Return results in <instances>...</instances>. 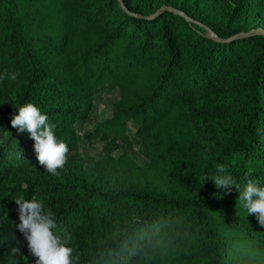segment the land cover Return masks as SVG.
I'll return each instance as SVG.
<instances>
[{"label": "trees", "instance_id": "obj_1", "mask_svg": "<svg viewBox=\"0 0 264 264\" xmlns=\"http://www.w3.org/2000/svg\"><path fill=\"white\" fill-rule=\"evenodd\" d=\"M119 1L0 0V264L38 259L15 228L18 197L43 199L73 264H264V225L239 199L248 180L264 186V35L236 37L254 17L264 26V0ZM110 90L99 119L92 97ZM28 103L67 160L77 122L102 156L22 179L44 169L11 126ZM128 124L146 163L130 157ZM218 164L237 186L203 180Z\"/></svg>", "mask_w": 264, "mask_h": 264}, {"label": "clouds", "instance_id": "obj_2", "mask_svg": "<svg viewBox=\"0 0 264 264\" xmlns=\"http://www.w3.org/2000/svg\"><path fill=\"white\" fill-rule=\"evenodd\" d=\"M16 79V74L12 75ZM47 115L31 103L18 109L13 115L11 126L18 134L25 131L34 140V150L38 163L45 171L57 174V168H63L67 162L69 151L65 142H57L54 134L55 125L48 122ZM257 134L260 130L257 129ZM215 175H205L203 180H212L217 188L230 190V186H237L236 180L227 172L224 164L216 166ZM222 174V175H220ZM239 199L243 202L248 213H258V222L264 225V186L257 180H248ZM18 205L20 223L15 228L28 241L29 251L38 259L35 264H73V248L69 246L70 237H61L53 229L57 228L55 214L46 209L43 202L33 197L26 200L18 197L14 200ZM13 254L22 255L19 247L11 249Z\"/></svg>", "mask_w": 264, "mask_h": 264}, {"label": "rangeland", "instance_id": "obj_3", "mask_svg": "<svg viewBox=\"0 0 264 264\" xmlns=\"http://www.w3.org/2000/svg\"><path fill=\"white\" fill-rule=\"evenodd\" d=\"M209 4L214 7V0H208ZM253 25L257 28H262L264 29L263 24L259 21L258 18H253ZM117 92L115 90H110V91H101L97 95L92 97V102L93 105L96 108V113L99 119H104L106 117L110 116V106L109 102H113L117 99ZM90 126L86 122H77L75 124V130L77 133V139H78V145L77 149L74 152V158L68 159L67 164L63 166V168L56 170L57 174L49 173L45 171V169L39 171L35 175L31 173L30 170H25L20 176L22 179L25 178H32L33 182L36 184H39V181L45 180L46 178L49 177H57V178H62V177H68L74 168L76 164H78L81 160H84L86 158L92 157L93 159H98L102 156L103 153V147L104 143L101 141L97 140H92L89 142H85L82 139V134L84 130L89 128ZM136 127L134 125L128 124L127 126V132L130 135L131 142L133 143V150L130 153V157L138 164H143L146 163V160L140 155L138 148L140 146V141L132 136V132H134ZM124 150V146L120 145L117 150L112 152L113 157H117L120 155ZM86 165H84V168ZM38 200L43 202L42 198H38ZM45 206V202H43Z\"/></svg>", "mask_w": 264, "mask_h": 264}, {"label": "water", "instance_id": "obj_4", "mask_svg": "<svg viewBox=\"0 0 264 264\" xmlns=\"http://www.w3.org/2000/svg\"><path fill=\"white\" fill-rule=\"evenodd\" d=\"M118 3L120 4V1H119V0H118ZM161 9H163V8H161ZM254 34L264 35V29H262V28H257V29H255V30H253V31H250V32H248V33H246V34L238 35V36H236V37H244V36H246V35H254Z\"/></svg>", "mask_w": 264, "mask_h": 264}]
</instances>
